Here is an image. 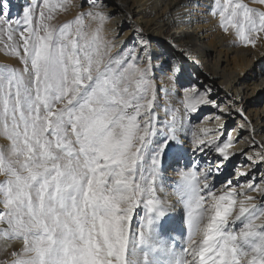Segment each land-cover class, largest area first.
<instances>
[{"label": "snow or ice", "instance_id": "6c2138e0", "mask_svg": "<svg viewBox=\"0 0 264 264\" xmlns=\"http://www.w3.org/2000/svg\"><path fill=\"white\" fill-rule=\"evenodd\" d=\"M88 3L56 25L68 0H29L15 17L0 0V52L18 62L0 64V264H264V174L251 173L264 143L253 135L261 147L242 151L247 169L227 129L192 131L186 149L184 116L219 105L193 87L184 114L166 108L161 119L143 29L112 55L122 42L103 31L114 13ZM208 11L234 46L264 43V10L212 0ZM189 150L212 158L179 169ZM166 161L177 166L175 203L162 195Z\"/></svg>", "mask_w": 264, "mask_h": 264}, {"label": "bare ground", "instance_id": "6f19581e", "mask_svg": "<svg viewBox=\"0 0 264 264\" xmlns=\"http://www.w3.org/2000/svg\"><path fill=\"white\" fill-rule=\"evenodd\" d=\"M87 12L90 4L88 0H78ZM29 0H9L10 13L17 16ZM110 7L108 13H114L105 26L104 36L112 40L118 38L122 43L112 52L116 55L121 48L131 49L138 43L136 39L137 27L143 29V37L150 45L152 56L153 79L157 89L156 110L160 118H164V110H179L177 115H183L182 106L185 92L195 87L200 92H206L219 108L211 104L200 105L195 113L184 116L185 148L191 140L192 131L207 127L219 131L227 129L233 120L235 127L232 134L236 139V146L232 149L236 153L233 162L242 169H247L251 163L242 154H253L261 144L252 145L253 135L256 141L264 143V43H258L256 48L234 46L232 37L223 33L217 26V20L209 14L212 0H105ZM250 7L264 10V6L245 0ZM199 5V7H198ZM95 25V23H92ZM174 41L175 44L170 43ZM185 52L190 53L186 55ZM157 71L156 73L154 71ZM242 109L255 132L248 127H241L246 123L236 109ZM210 111L208 114L207 112ZM219 117V119H217ZM9 141L0 135V146L6 148ZM195 158L200 160L201 166L205 160L203 154H193L190 150L185 160L179 164L184 169L185 164ZM166 161V175L164 177V193L175 203L178 196L175 192L179 181L177 166ZM231 168V165H229ZM258 181L264 174V165L257 164L251 169ZM228 174L216 178L219 184ZM243 182V179H242ZM13 247L19 248V244ZM11 251V249H9ZM8 259L0 254V260Z\"/></svg>", "mask_w": 264, "mask_h": 264}, {"label": "rangeland", "instance_id": "374dc122", "mask_svg": "<svg viewBox=\"0 0 264 264\" xmlns=\"http://www.w3.org/2000/svg\"><path fill=\"white\" fill-rule=\"evenodd\" d=\"M252 8H256L254 6H252ZM85 7L80 5V2L78 0H68V7L66 10H62V11H58L55 14V18L52 21V23L56 24V25H60L63 24L65 22L71 21L73 20L77 15H79L81 12H85ZM259 9V8H256ZM20 13V12H18ZM86 25L90 24L91 28L94 29L96 27V25H92L91 22H89L88 20L85 21ZM107 25V23L104 25V30H105V26ZM103 35H104V31H103ZM0 64H8V65H12V66H18V62L16 59L11 58L9 56H6L3 52H0ZM155 73L157 72L156 70L154 71ZM208 114L210 113V111L207 112ZM235 121L236 119H233L229 125H227V130L231 131L233 130V128L235 127ZM0 149L1 148L0 146ZM173 165V164H172ZM0 179H3V177H0Z\"/></svg>", "mask_w": 264, "mask_h": 264}]
</instances>
